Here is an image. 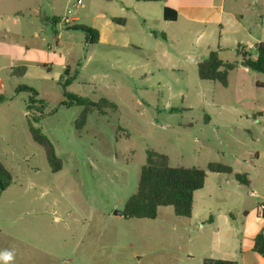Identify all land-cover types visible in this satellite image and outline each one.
<instances>
[{"label": "rangeland", "instance_id": "1", "mask_svg": "<svg viewBox=\"0 0 264 264\" xmlns=\"http://www.w3.org/2000/svg\"><path fill=\"white\" fill-rule=\"evenodd\" d=\"M90 1L0 0V164L12 179L0 192V264H202L212 228L169 206L155 219L113 212L135 192L148 149L171 167L206 171L214 162L264 173V73L237 65L223 87L201 81L187 60L155 69L153 39L129 40L137 48L120 39L115 49L89 44L86 33L68 28L88 23ZM231 3L243 21L223 35L219 57L227 62L239 60L238 44L264 41V0ZM206 43L193 36L186 44L200 52ZM21 66L25 73L14 74ZM64 91L96 104L82 126V107L63 105ZM30 123L53 144L58 172L32 141ZM217 176L206 171L202 191L213 218L225 209L214 194Z\"/></svg>", "mask_w": 264, "mask_h": 264}, {"label": "crops", "instance_id": "2", "mask_svg": "<svg viewBox=\"0 0 264 264\" xmlns=\"http://www.w3.org/2000/svg\"><path fill=\"white\" fill-rule=\"evenodd\" d=\"M234 8L231 0H157L152 2L91 0L85 10L88 23L84 26H89L98 32L96 43H108L113 49L119 45L118 39L125 48H137L146 44L147 40L153 39L154 47L151 51L161 56V61L154 65L155 69L159 70L161 67L173 69L186 60L197 65L210 51L217 50L218 53L223 51L224 33H228L229 27H234L235 31H238L242 26L243 17L236 15L233 12ZM164 9L173 10L176 14L175 20H164ZM113 19L121 21L116 22ZM3 31L8 33L5 29ZM193 36L206 40L204 50L197 52L189 49L186 43ZM160 39L164 44L160 42ZM129 40H138L137 42L143 43L136 44ZM259 42L264 41H257L256 44ZM256 44L242 45L244 52L251 53L254 57ZM172 53L184 60L181 59L180 62H177L179 59L173 60ZM233 62L245 68L240 57L238 61ZM66 79L69 80V77H65L62 81ZM232 169L236 173H245L249 184L238 183L232 175L215 173L219 176H217L218 185L214 194L222 201L225 209L221 211L220 207L217 208L214 218L207 216L211 210V198L208 194L202 193L206 184L204 183V187L194 193L189 219H195L201 229L212 228L214 234L213 243L201 260L216 259L231 261L235 264H264V256L255 251L258 236L260 234L264 236V214L260 215L257 211L261 199L264 198V173H248L244 169L237 170L233 167ZM252 198H255L256 202H252ZM197 200L201 201V207L195 210ZM227 206L236 208L229 209ZM231 210H236L238 215L241 214V218L230 217L228 214Z\"/></svg>", "mask_w": 264, "mask_h": 264}, {"label": "trees", "instance_id": "3", "mask_svg": "<svg viewBox=\"0 0 264 264\" xmlns=\"http://www.w3.org/2000/svg\"><path fill=\"white\" fill-rule=\"evenodd\" d=\"M152 2L157 0H138ZM169 12L171 13L169 15ZM164 20H175L176 14L173 10L164 9ZM120 22V19H113ZM68 29L81 30L87 34L86 41L95 44L98 41V32L84 25H73ZM237 55L245 63L246 68L253 72L264 73V42H259L255 47V56L244 52V47L236 49ZM237 62H225L219 57L217 50L210 51L206 58L197 64V74L201 81L217 82L226 87L229 73L235 69ZM26 71L24 66L13 70V73L23 75ZM69 83L66 79L62 86ZM264 87V84L258 85ZM29 90L28 88H23ZM33 95L36 92L30 90ZM68 100L63 105H75L82 107L80 118L77 122L82 126L89 113L96 106L87 98L79 97L64 91ZM30 105L28 106L29 109ZM36 123L37 118L32 117ZM29 134L33 142L42 147L47 164L52 173L62 168V161L55 154L54 146L50 140L41 132L40 127L29 124ZM206 171L232 175L242 185H248L249 180L245 173H236L232 167L225 164L210 162ZM206 171L200 168L171 167L168 157L154 150L146 151L145 163L141 166L135 192L126 200L122 213L127 219H155L158 208L169 206L176 217L190 218L193 208L194 193L204 187ZM10 173L0 164V192L11 184ZM255 251L264 256V242H256ZM202 264H235L231 261L204 259Z\"/></svg>", "mask_w": 264, "mask_h": 264}, {"label": "built area", "instance_id": "4", "mask_svg": "<svg viewBox=\"0 0 264 264\" xmlns=\"http://www.w3.org/2000/svg\"><path fill=\"white\" fill-rule=\"evenodd\" d=\"M83 2V0H76V4L77 5H81ZM255 50V49H254ZM253 196H256L258 197L256 194L254 193H251ZM257 211L258 213L261 215V214H264V198L261 199V202L259 203L258 207H257Z\"/></svg>", "mask_w": 264, "mask_h": 264}, {"label": "water", "instance_id": "5", "mask_svg": "<svg viewBox=\"0 0 264 264\" xmlns=\"http://www.w3.org/2000/svg\"><path fill=\"white\" fill-rule=\"evenodd\" d=\"M243 66L246 67L245 63H243ZM113 214H114L115 216H118V217H124L123 213L120 212V211H114ZM257 241H258V242H262V241H264V239H262V237L259 236V237L257 238Z\"/></svg>", "mask_w": 264, "mask_h": 264}, {"label": "clouds", "instance_id": "6", "mask_svg": "<svg viewBox=\"0 0 264 264\" xmlns=\"http://www.w3.org/2000/svg\"><path fill=\"white\" fill-rule=\"evenodd\" d=\"M5 260H9L11 259V255L10 254H4V257H3Z\"/></svg>", "mask_w": 264, "mask_h": 264}]
</instances>
